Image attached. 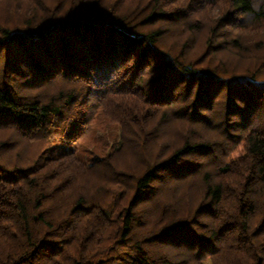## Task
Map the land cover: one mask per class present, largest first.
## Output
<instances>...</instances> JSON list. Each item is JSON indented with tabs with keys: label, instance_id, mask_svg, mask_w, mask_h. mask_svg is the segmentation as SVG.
I'll return each instance as SVG.
<instances>
[{
	"label": "trees",
	"instance_id": "obj_1",
	"mask_svg": "<svg viewBox=\"0 0 264 264\" xmlns=\"http://www.w3.org/2000/svg\"><path fill=\"white\" fill-rule=\"evenodd\" d=\"M177 1L0 0V264H264V0H202L223 14L198 62L214 20ZM98 111L107 153L41 148Z\"/></svg>",
	"mask_w": 264,
	"mask_h": 264
},
{
	"label": "rangeland",
	"instance_id": "obj_2",
	"mask_svg": "<svg viewBox=\"0 0 264 264\" xmlns=\"http://www.w3.org/2000/svg\"><path fill=\"white\" fill-rule=\"evenodd\" d=\"M202 0H178L175 5H177V9H179V11L181 12H186V14L189 13H194V15H196V17L194 16V19H197L199 23H204L203 21H205L206 16L208 15V17L211 20H214L213 24H208L205 25L203 28L204 30L201 31L202 32V36H200L199 38V43L197 46V49H195V52H191L193 54V58L195 59V61H200L201 57L204 53V46H200L203 42H204V35H206V33L208 31L211 30L212 27H214V25H218V23H220V20L222 18V14L223 12H220L219 9L217 7H215L214 5H208L209 8H205V5L203 2H201ZM204 9L203 11L207 14L205 16H201L202 13L201 12H195L198 9ZM202 19V20H201ZM169 25V29H168V35L166 36V38L164 39L165 45H173L177 40H179L182 36H186L188 35L190 32L188 29H185L183 27V30L181 29V25L180 24H168ZM191 29V28H189ZM191 33H193V29L191 31ZM201 47V48H200ZM230 58V57H229ZM234 59V58H233ZM240 61L238 62L239 65ZM183 127V124L180 120H172L171 122H169L168 124H166L165 127V134H164V139H171L175 137L176 133L181 130ZM118 129L117 126L115 124H113L112 122H109L108 120L104 119L103 117H101L100 115V111H98L91 124H90V130L87 133L86 136H84L81 139H77V140H67L64 137H60V136H51L49 140H47L45 143H42L41 148H44L46 146L52 145V144H64L65 146H70V147H74L76 149H79L81 156L84 159H87L90 157L91 154H95V151H97L96 153H101L100 150L105 149L104 153H107V151L112 147V145H117L116 139L115 137L117 136L118 133ZM165 140V141H166ZM163 141V139H162ZM116 142V143H115ZM39 148L38 143H31V144H27L26 146H24V150L23 152L26 153L27 155H34L35 153H37V150L41 149ZM245 155V150H244V140H241L239 142V145L237 146L236 150L233 151L228 157H227V161H232V160H237L241 157H243ZM205 155H201V157L203 158ZM140 157V153L137 149L134 148H126L125 150H123L120 154L117 155L116 159L117 162L121 165V166H127L129 164H132L135 162L138 163ZM205 161V159H203ZM194 176V175H193ZM170 177H165V180ZM92 179L94 181H100L102 179L101 176V172H98V170H93L92 173ZM192 180V179H191ZM190 180V181H191ZM194 182L191 184H193V189H188L191 192L190 194V198L192 200H194L197 196H200V190L197 188L198 183H196L197 181L194 179ZM191 186V187H192ZM161 196L167 197L166 196V189H162L161 191ZM146 208V207H145ZM144 208V209H145ZM143 209V207H142ZM143 211V216L144 217H153L152 213H150L148 210L145 212ZM149 218V217H148ZM204 264H210V261L207 259L204 261Z\"/></svg>",
	"mask_w": 264,
	"mask_h": 264
}]
</instances>
